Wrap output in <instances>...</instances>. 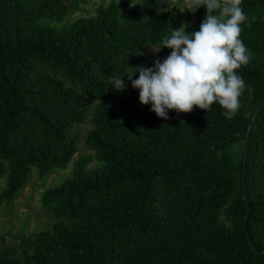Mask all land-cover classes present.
I'll list each match as a JSON object with an SVG mask.
<instances>
[{"label": "trees", "instance_id": "1", "mask_svg": "<svg viewBox=\"0 0 264 264\" xmlns=\"http://www.w3.org/2000/svg\"><path fill=\"white\" fill-rule=\"evenodd\" d=\"M182 7L111 0L72 21L65 0H0V204L34 171L45 183L73 163L40 194L51 229L30 235L23 258L0 251V264H264V104L243 168L264 102V0H242L250 61L237 72L246 88L230 119L216 103L161 119L127 77L138 79L142 53L162 47ZM206 14L193 13L186 32ZM115 76L124 91L109 84ZM92 108L93 154L75 160V129Z\"/></svg>", "mask_w": 264, "mask_h": 264}, {"label": "clouds", "instance_id": "2", "mask_svg": "<svg viewBox=\"0 0 264 264\" xmlns=\"http://www.w3.org/2000/svg\"><path fill=\"white\" fill-rule=\"evenodd\" d=\"M183 5L192 13L201 6L206 8L199 31L188 34L187 25L172 29L158 50L168 48L170 55L163 62L156 60L153 68L137 67L138 79H132L134 74L127 77L132 87L139 89V102L151 104V111L161 119L167 120L170 110L187 114L198 108L207 112L214 103L230 119L237 114L246 88L237 72L250 61L240 38L241 25L248 21L242 0H183ZM123 78L112 77L109 84L124 91Z\"/></svg>", "mask_w": 264, "mask_h": 264}, {"label": "rangeland", "instance_id": "3", "mask_svg": "<svg viewBox=\"0 0 264 264\" xmlns=\"http://www.w3.org/2000/svg\"><path fill=\"white\" fill-rule=\"evenodd\" d=\"M65 2L71 7L70 19L75 21L80 18L95 16L98 7L101 5H109L111 0H79L77 4H75L74 0H65ZM193 24V13L187 11L185 6L182 7L181 22L176 27V30L182 25L189 27ZM159 49L157 47H149L142 53V64L144 68H152L155 66L156 60L163 62L164 55H162V49L158 51ZM113 97L117 99V93H114ZM93 110V108L90 109L85 123L75 129L79 135V153L76 155L75 160L81 156L93 154L84 140L86 133L92 128ZM96 163L94 161L91 165H95ZM72 167L73 163L69 165L68 169L52 173L46 177L45 183H43L39 174L34 171L30 183L21 195L9 204L8 202L4 205L0 204V251L2 253L7 251L12 257L23 258L25 250L27 249L25 242L29 239L30 235L36 231L51 229L53 218L49 212L41 209L40 194L49 186L55 185L57 181L56 185L59 184L66 175L70 174ZM4 189L5 182L0 181V193Z\"/></svg>", "mask_w": 264, "mask_h": 264}, {"label": "water", "instance_id": "4", "mask_svg": "<svg viewBox=\"0 0 264 264\" xmlns=\"http://www.w3.org/2000/svg\"><path fill=\"white\" fill-rule=\"evenodd\" d=\"M264 104V102L259 105L254 113V116L249 124V128H248V131H247V134H246V137H245V147H244V156H243V168L245 169L246 167V161H247V151H248V144H249V139H250V135H251V132L253 130V127H254V123H255V120H256V116H257V113L260 109V107ZM244 178H245V173H244Z\"/></svg>", "mask_w": 264, "mask_h": 264}]
</instances>
